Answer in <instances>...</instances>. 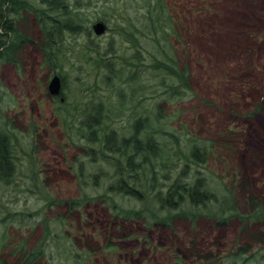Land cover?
<instances>
[{"label":"rangeland","instance_id":"1","mask_svg":"<svg viewBox=\"0 0 264 264\" xmlns=\"http://www.w3.org/2000/svg\"><path fill=\"white\" fill-rule=\"evenodd\" d=\"M28 2L37 5L34 0ZM84 2L89 3L85 15L91 18L93 30L99 22L96 12L110 3ZM166 4L179 20V37L171 44L179 65L186 66L189 74V89L178 88L180 96L173 98L169 91L154 87L156 97L151 99L147 68L139 72L137 82L144 91L118 80L109 91H101L103 75L91 69L96 63L84 60L81 53L72 52L59 71H52L44 65L45 52L33 15L11 14V18L23 16L19 29L28 43L16 50L15 63L0 65V131L7 135L13 157L11 177L0 179V264H220L215 258L233 252L239 244L264 248V235L257 236L264 234V224L243 227L231 221L217 228L199 219L191 224L182 214L197 212L186 201L167 209L153 198L169 171L160 167L162 159L175 161L181 169L193 143L201 147L214 142L205 166L208 174L234 189L241 214L253 210L249 196L264 209V0H166ZM134 5L131 1V14ZM8 9V4L3 6L4 15ZM103 25V33H92V41L78 38L76 42H89L100 53L113 52L121 60L132 61L136 49L116 35L119 20L113 16ZM149 48L145 42L138 54L142 64L136 66H148ZM56 73L62 79V95L53 97L48 85ZM94 86H98L94 95L88 94ZM119 91L126 103L133 94L150 120L159 124L146 126L140 135L161 130L153 133L159 155L149 161L157 171L154 190L149 165L139 175L144 203L107 193L109 183L103 177L111 176L113 168L99 153L103 134L112 128L129 137L130 116L141 109L118 111L117 123L104 117L94 130L96 143L88 141L86 127L70 118L77 102L84 104L90 98L106 102L110 110L120 100ZM171 135L179 138L177 146ZM131 212L145 218L121 217ZM170 216L178 217L172 221ZM163 218L171 220L170 226L156 225ZM35 251L36 257L27 261V255Z\"/></svg>","mask_w":264,"mask_h":264},{"label":"trees","instance_id":"2","mask_svg":"<svg viewBox=\"0 0 264 264\" xmlns=\"http://www.w3.org/2000/svg\"><path fill=\"white\" fill-rule=\"evenodd\" d=\"M131 1L136 4L134 5L136 9L133 11L135 13L132 14L128 11ZM34 2L37 5L28 2V0H0V29L4 31V34H0V65L1 63H15L16 50L28 43V39L19 29L23 16L17 18L16 15H13L16 24H14L15 19L11 18V14L28 12L33 15L38 26L41 49L45 52L44 65L54 72L59 71L66 62L67 56L75 52L81 53L84 60L91 58V61L96 63L97 66H92L91 69L99 71L103 75L102 83L104 85L99 87L101 91L104 89L109 91L108 88L114 84L115 80L128 88L138 86L139 91L142 89L144 91V88L137 82H140L139 72H144L146 68L151 77L150 86L147 89L150 91L151 99L156 97L154 87L162 92L169 91L168 94L172 97L168 95V99L180 96V91L185 92L189 89L188 68L179 65L176 51L171 44L172 39L179 37L177 33L179 20L172 17L166 0H103L105 4L110 3L109 7L96 12V22L107 24L113 16L119 20V30L116 31V35L128 43L129 47L136 49V55L131 58L132 61L121 60L122 56H117L113 52L107 56L90 47L91 43L89 42L92 41L91 36L94 32L91 30V18L85 15V9L88 8L89 3H85L84 0H34ZM6 4L10 6L11 11L8 9V13L4 15L2 8ZM78 38L89 42L81 44V42H76ZM145 42L150 47L146 51L149 55L148 66H136L142 64L138 54L141 53ZM141 67L144 68L143 71L140 70ZM116 71H120V73L116 74ZM147 80L149 81L148 76ZM94 88L91 91L87 89L90 91L87 93L94 95L98 86H94ZM178 88L180 91H177ZM118 94L120 100L118 103L111 104L108 107L110 110L106 109L104 105L106 102H93L91 98L90 102L87 100L84 104L77 102L78 108L71 113L70 118H74L79 124L86 127L89 131L88 141L96 143L92 137L104 117L106 121L117 123L118 111L124 113L125 110H128L135 113L137 109L139 111L141 109V113L137 112L130 116L132 123L129 137L117 134L112 128L103 134L99 153L102 156V161L113 168V172L109 174L111 176H100L101 180L106 178L109 183L107 193H118L144 201L143 197L146 194L145 190L144 192L140 190L139 175L140 173L143 175L144 167L149 165L150 186L152 185L151 189L154 190L157 171L149 161L157 159L159 155L160 147L153 133H161V130H152L140 135L139 132L145 131L146 126L149 128L157 124L156 121L150 120L149 114H146V110L142 109L141 102L136 101L133 94L129 103L124 100L122 92L119 91ZM258 111L259 108L254 111V114ZM171 138L173 145L177 146L179 138L174 135H171ZM7 139V135L0 131V179H8L13 173V157ZM213 145L214 142H211L210 146L200 147L193 143L189 149V160L182 162L184 166L181 169H178L180 164L176 166L175 161L172 164L171 161L162 159L160 167L165 172L169 171L166 172L165 181L157 186L159 190L153 198L159 200L160 204L167 209L174 208L176 204L181 205L180 203L186 201L192 207V211L197 212L196 215L190 211L187 214H182V218H186L183 220H187L191 224L198 219L213 222L214 227L217 228L225 227L231 221L241 222L243 227L246 224H264V209L253 196H249L248 199L253 210L247 215L241 214L235 206L234 189L225 188L222 185L224 179L216 178L211 173L208 174L205 166L208 163L210 150L214 149ZM174 174L176 177L171 180V176ZM170 180L171 184L167 185ZM243 186L244 183L241 187ZM151 215L156 217V212ZM129 216L131 217L129 218ZM139 216L142 219L145 218L139 212L121 215L126 219H134ZM176 217L178 216L169 218L173 221ZM171 220L163 218L162 221L156 222V225L170 226ZM263 235L261 232L257 236L260 238ZM36 255V251L29 253L27 261H31ZM215 260L220 264H264V248L253 250L250 243L239 244L233 252H229L223 257L219 256Z\"/></svg>","mask_w":264,"mask_h":264},{"label":"water","instance_id":"3","mask_svg":"<svg viewBox=\"0 0 264 264\" xmlns=\"http://www.w3.org/2000/svg\"><path fill=\"white\" fill-rule=\"evenodd\" d=\"M103 29H104V25L101 22H97L94 26H93V32L96 36H99L103 33ZM48 92L51 96L53 97H57L60 95L61 93V81H60V77L59 75L55 74L49 85H48Z\"/></svg>","mask_w":264,"mask_h":264},{"label":"flooded vegetation","instance_id":"4","mask_svg":"<svg viewBox=\"0 0 264 264\" xmlns=\"http://www.w3.org/2000/svg\"><path fill=\"white\" fill-rule=\"evenodd\" d=\"M60 81H61V90H62V79L61 78H60ZM60 94L62 95V93H60ZM59 100L61 101V98H59Z\"/></svg>","mask_w":264,"mask_h":264}]
</instances>
